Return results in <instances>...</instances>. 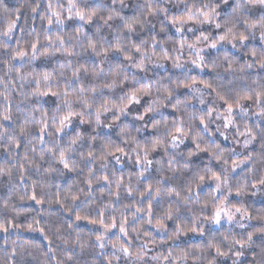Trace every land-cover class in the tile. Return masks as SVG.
<instances>
[{"label": "clouds", "instance_id": "clouds-1", "mask_svg": "<svg viewBox=\"0 0 264 264\" xmlns=\"http://www.w3.org/2000/svg\"><path fill=\"white\" fill-rule=\"evenodd\" d=\"M0 264H264V0H0Z\"/></svg>", "mask_w": 264, "mask_h": 264}]
</instances>
